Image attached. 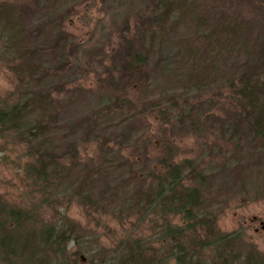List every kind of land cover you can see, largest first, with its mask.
<instances>
[{"label":"rangeland","instance_id":"rangeland-1","mask_svg":"<svg viewBox=\"0 0 264 264\" xmlns=\"http://www.w3.org/2000/svg\"><path fill=\"white\" fill-rule=\"evenodd\" d=\"M247 42L253 50L243 49ZM261 49L264 0H0V106L22 89L46 99L50 94L46 114L52 119L58 108L61 129L69 135L63 162L73 163L76 144L75 161L84 164L97 161L98 142L90 141L83 125L76 133L70 125L83 122L107 97L134 96L150 113L137 112L131 141L126 125L120 126L127 140L118 146L120 167H135L142 176L172 156L190 171L213 227L239 230L244 251L264 261V137L252 133L236 92L246 62L260 73ZM137 53L146 55L147 63L134 88L121 68ZM115 69L121 76L113 78ZM258 97L264 122V97ZM0 149V196L30 205L35 194L29 195L32 182L23 171L29 157L19 140L1 132ZM125 170L108 181H125ZM106 209L102 214L80 202L69 205L67 214L82 234L88 231L81 241L90 246L75 255L74 264H92L91 250L104 251L130 228L127 220L119 222L114 207ZM94 231L99 244L89 243Z\"/></svg>","mask_w":264,"mask_h":264},{"label":"trees","instance_id":"trees-1","mask_svg":"<svg viewBox=\"0 0 264 264\" xmlns=\"http://www.w3.org/2000/svg\"><path fill=\"white\" fill-rule=\"evenodd\" d=\"M247 43L242 45L243 49L253 50L254 46ZM260 54V73L256 68L247 69L253 62H246L236 92L248 113L246 118L250 120L252 133L264 137V122L258 115L261 107L256 105L258 96L264 97V52ZM145 57L134 54L122 66L121 71L131 80L128 86L135 88L137 78L145 74ZM113 74V78L121 76L120 69H115ZM33 91L22 89L21 95L13 100L8 97L0 106V132L2 137L19 140L24 155L29 157L23 171L26 179L32 182L29 195L35 194L30 197V205H13L0 196L3 264H74L75 255L90 247L81 241L88 231L82 234L80 225L67 214L74 201L102 214L110 205L120 215L119 222L127 220L130 224L118 240L102 245L104 251L98 248L96 253L90 251L92 264H264L256 255L244 251L239 230L222 232L213 227L215 219L203 210V195L192 185L190 171L187 173L172 156L159 158V166L142 176L135 167H120L123 152L118 146L132 140L138 128L137 112L150 113L145 107L143 110L144 104L136 102L134 96L107 97L96 111L85 116L83 122L81 118L70 125L75 133L83 125L90 141L98 142L95 146L97 161L77 163L75 159L79 160V154L74 144L70 152L74 155H70L73 163L67 165L63 162L62 144L69 135L66 129H61L58 108L52 112L58 119L56 122L54 116L50 119L46 114L51 104L50 94L46 99ZM130 122L132 124L127 126ZM123 124L127 127V140L118 132ZM123 170L125 181L120 184L108 181L113 173H123ZM97 174L98 178L106 179V184L96 178ZM141 228L146 231L139 233ZM89 243L99 244L95 231L89 236ZM72 246H77V250L70 252Z\"/></svg>","mask_w":264,"mask_h":264},{"label":"flooded vegetation","instance_id":"flooded-vegetation-1","mask_svg":"<svg viewBox=\"0 0 264 264\" xmlns=\"http://www.w3.org/2000/svg\"><path fill=\"white\" fill-rule=\"evenodd\" d=\"M258 220V218L255 216L254 217V219H253V221H257ZM261 223V228L262 229H264L263 227H264V223H263V221L262 222H260ZM258 230V229H257Z\"/></svg>","mask_w":264,"mask_h":264},{"label":"water","instance_id":"water-1","mask_svg":"<svg viewBox=\"0 0 264 264\" xmlns=\"http://www.w3.org/2000/svg\"><path fill=\"white\" fill-rule=\"evenodd\" d=\"M264 228V227H263Z\"/></svg>","mask_w":264,"mask_h":264}]
</instances>
